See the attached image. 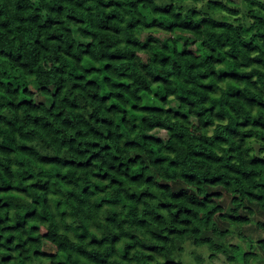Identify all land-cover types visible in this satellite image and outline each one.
Listing matches in <instances>:
<instances>
[{"label":"trees","instance_id":"16d2710c","mask_svg":"<svg viewBox=\"0 0 264 264\" xmlns=\"http://www.w3.org/2000/svg\"><path fill=\"white\" fill-rule=\"evenodd\" d=\"M217 258L264 264V0H0V264Z\"/></svg>","mask_w":264,"mask_h":264},{"label":"rangeland","instance_id":"374dc122","mask_svg":"<svg viewBox=\"0 0 264 264\" xmlns=\"http://www.w3.org/2000/svg\"><path fill=\"white\" fill-rule=\"evenodd\" d=\"M27 60L30 61V62H32V63L38 64L37 63V60H36V53H35V51L33 49H30V51L28 52V54H27ZM38 68H39V74L41 76L45 77L50 82H52L54 80V77H55L54 69L46 70L41 65H38ZM195 131H197L196 128H195ZM47 247L48 248H51L50 245H48ZM215 263L216 264H227L226 260H223V258H217V259H215Z\"/></svg>","mask_w":264,"mask_h":264}]
</instances>
